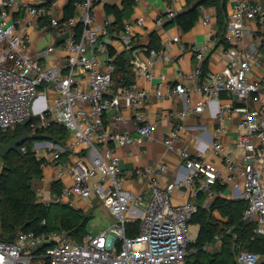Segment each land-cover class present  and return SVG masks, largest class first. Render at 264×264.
<instances>
[{
  "label": "built area",
  "instance_id": "obj_1",
  "mask_svg": "<svg viewBox=\"0 0 264 264\" xmlns=\"http://www.w3.org/2000/svg\"><path fill=\"white\" fill-rule=\"evenodd\" d=\"M64 1L68 3L0 0V131H14L27 123L28 133L35 135L54 125L64 126L69 133L65 145L53 141L37 144L44 147L39 150L54 149L48 162L54 164L61 194L55 196L48 188L37 187V202L76 208L77 199L98 201L113 222L100 235L87 233L80 243L59 231L21 232L14 242L0 241V264H187L192 243L190 226L199 204L187 201L175 205V189L183 192L194 188L195 198L205 194L213 200L222 194L215 190L217 186L229 185L232 198L245 203L242 221L255 226L253 240L264 238V78L252 76L255 69L264 68V59L260 58L264 38L250 26H264V6L250 0H228L226 41L230 46L225 48L222 70L205 73L201 64L215 46L211 32L203 48L194 52L200 66L189 73L180 72L181 83L169 86L166 76L161 75L156 88L159 100L178 98L188 103L190 96L198 93L204 100L193 107L186 105L180 115L200 114L208 107L217 126L209 144L199 143L195 155L176 145L183 133L192 131L191 127L181 123L168 134L165 145L180 150L185 174L163 187L168 165L137 170L148 185L150 197L146 201L145 195L127 187L117 149L141 146L155 133L156 123L145 112L148 94L138 81L154 79L156 62L164 59V51L135 53L134 81L127 85L116 78L111 22L99 24L94 11L95 4L104 0L75 3V15L70 18H65ZM167 14L165 19L169 20L178 15L173 8ZM165 19L157 20L159 28ZM40 20L49 22L46 27L67 34L61 44L65 56L52 65L46 63L57 54L56 45L32 53L30 32L39 27ZM202 22L210 26L211 19L205 17ZM137 24L142 25L143 19ZM78 25L82 26L81 33L76 30ZM131 29L132 25L126 24L122 37L127 50L133 44ZM222 94L234 100L222 104ZM126 111L132 115L126 116ZM236 114L237 137L230 148L224 138ZM172 117V113L162 115L163 119ZM130 122L136 127V136L121 129ZM190 137L200 141L196 135ZM20 151L25 153L27 147L21 146ZM206 151L222 158L225 172L203 158ZM65 154H73V158L64 160ZM137 221L138 235L127 236V225ZM222 241L223 237L216 235L204 249L212 251ZM236 260L238 264H264V254L239 246Z\"/></svg>",
  "mask_w": 264,
  "mask_h": 264
},
{
  "label": "crops",
  "instance_id": "obj_2",
  "mask_svg": "<svg viewBox=\"0 0 264 264\" xmlns=\"http://www.w3.org/2000/svg\"><path fill=\"white\" fill-rule=\"evenodd\" d=\"M26 1L30 4H36L39 0ZM250 1L261 3L264 6V4L262 3L263 0ZM66 5L67 2L64 1L62 6L63 9L66 7ZM187 7V0H137L131 16L124 19L123 29L121 31H116L115 34L112 35L113 43L111 47V53L115 56V58L120 55H123V57H127L126 53L128 50L126 49L122 39L125 33L124 28L126 24L132 25L130 36H132L133 44L131 48L135 49V53L142 52V54H145V52H147L145 51V49H148L151 43V35L155 31H157L160 36L162 50L164 51V59H159L156 62L154 68V79L152 81H148L145 79L138 81V85L148 94V104L145 108V112L148 118L156 123L155 133L152 137L147 138L144 144L141 146L134 145L131 147L117 149V153L120 157V167L123 171V176L127 181V187L137 194L145 195L146 201H148L150 197L148 185L147 182H145L136 174L137 170L147 166H156L160 164L168 165L169 170L161 181V185L163 187H168L176 180L178 176L185 174L180 150H186L192 155H195L199 143L202 142L206 145L209 144L217 126L216 119L214 118L211 110H209L208 107H206L205 110L200 114L191 113L187 117H183L180 115V111L183 110L186 105L193 107L194 105L204 100L203 96L198 93H193L190 96V101L188 103L178 98L170 100H159L156 96V88L158 83L160 82L161 75L166 76L167 85L174 86L182 82L179 76L180 72L189 73L200 66V62L194 56V52L198 49L203 48V46L207 43L211 32L214 34L213 41L215 43V46L212 52H209L207 54V58L205 61H208V69L206 73L220 71L226 64L224 51L227 47L225 45L218 46L221 37L217 28V13L215 7L202 8V16L200 20L197 22L195 27L187 33H185L175 23H173V25L167 24L172 25L169 28H166V26L159 28L157 26V20L161 17L166 16L170 8H173L179 14ZM123 10V0H104L102 2H97L94 7L95 14L98 18V23L104 24L105 21H110L111 27L116 22V11L121 12ZM107 11H112V13H107ZM25 16H27V14H25ZM205 17L211 19L210 26L202 22V19ZM140 19H143L142 25L137 24V21ZM165 21L168 23L170 20L165 19ZM48 23L49 22L46 20H40L38 24L39 27L31 30L30 35L32 39L33 54H36L40 49L48 45H56L59 48L57 54L47 60V63L45 62L47 65H52L55 63V59H57L58 57L63 58L65 56V53L61 49V44L64 43L67 34H65L64 32H59L56 29H52L51 27H46ZM250 26L256 30L259 37L264 38V26L258 25L256 23H251ZM46 36H48L49 38L48 43L45 46H41V42ZM229 46L230 44H228V47ZM182 57L183 59H181ZM260 58L264 59V47H260ZM203 63L201 62V64ZM130 64H132V61ZM130 73L134 74L132 67L130 68ZM252 76L257 79L264 78V68L261 70L255 69V71L252 73ZM116 78L123 80L125 78L124 73L122 71H119L118 76L116 73ZM126 78H128V76ZM184 83L188 84V82L186 81ZM233 100L234 97L228 94H222L220 98V102L222 104L232 102ZM168 113H172L173 117L171 119H163L162 115ZM125 115L130 116L132 115V112L126 111ZM234 117L235 119L231 124H229V131L224 138L226 145L230 148H233L235 146L237 137L236 123L238 122L239 115L236 114ZM111 121L112 114H109V116L107 117V122L110 123ZM181 123L191 127L192 131L183 133L181 139L177 141L176 145L177 148L180 149L179 151L170 150L165 145V139L167 138L168 134ZM121 129L123 131L130 132L133 136L137 135L136 127L132 122L127 125H122ZM190 135H196L200 141H192ZM72 158L73 154L63 157L64 160H70ZM203 158L216 164V166L222 172H225V166L222 158L213 155L210 151H206V153L203 155ZM49 159L50 157L48 158V160ZM47 161L45 163L46 166L48 164ZM45 165H43L44 177L40 182L42 184L41 186L38 185V187L48 188L51 192L53 183H56L55 167L53 163H49V166L51 168L45 167ZM198 185H200L199 182L197 183V186ZM218 192H222V194L217 195L213 200H209L205 195V201L203 203V206L205 208L211 206L218 197H222L227 200H238L232 198L229 185L224 186V190ZM197 199L198 197L195 198L194 196V188L187 190L185 189L183 192H180L178 189L172 191V201L175 205H180L187 201L197 202ZM74 202L77 209H82L85 212L92 208V200L86 201L77 199L74 200ZM243 211L241 214V220ZM213 215L218 222L228 225V219L222 217L219 211H214ZM191 226H193V231L194 233H196V235L194 236V239L196 241L200 226L196 224H191ZM222 247L223 241L220 246H216L212 251L209 252H218L222 249ZM235 261L238 264L237 260Z\"/></svg>",
  "mask_w": 264,
  "mask_h": 264
},
{
  "label": "trees",
  "instance_id": "obj_3",
  "mask_svg": "<svg viewBox=\"0 0 264 264\" xmlns=\"http://www.w3.org/2000/svg\"><path fill=\"white\" fill-rule=\"evenodd\" d=\"M81 1L68 0V6L65 8V18L75 15L74 5ZM187 1L189 7L198 0ZM136 2L137 0H123L124 10L121 12L116 11V22L110 29L112 35L116 31L123 29L124 19L131 16ZM208 7L216 8L217 28L221 37L218 46L225 45L228 47L226 41L228 0H207L199 8L171 20H175L174 23L187 33L200 20L202 8ZM107 13H112V11H107ZM167 15L163 18L165 19ZM166 24L167 22L165 21L163 27L169 28L173 25ZM76 30L81 33L82 26L78 25ZM151 50H162L161 39L157 31L151 35V43L146 51ZM133 54H135V49L131 48L126 53L127 57L120 55L114 60L117 76L119 71H122L125 77L123 80L119 79V81H123L127 85L132 84L134 79V74L130 73V68L132 67L130 63L133 60ZM207 69L208 61H205L203 63L205 73ZM127 76L128 78H126ZM17 129L19 132L13 137H9L8 132L0 131V142L7 144L11 140L19 138L22 135V128L18 127ZM41 134L48 136L54 143L60 145H65L69 137L68 130L62 125H54L48 130L41 132ZM32 142L28 141L23 145V147H27L25 153L12 151L5 158H0L2 163V168L0 169V241L14 242L21 232L59 231L80 243L88 233L87 226L95 218L94 213L97 207L92 208V213H88L67 204H52L49 206L39 204L35 194L34 183L43 178L42 167L46 163V158L38 157L37 153L32 150ZM66 155L68 154L64 156ZM61 190V183H53L51 190L53 195H60ZM215 190L223 191L224 187L219 185ZM204 201L205 194H200L197 199L199 212L191 221V224L199 225L200 230L196 241L190 244L189 250L191 253L187 258V264H237L235 260L239 246L247 251L264 254V238L257 237L253 240L255 226L241 220V214L245 206L244 201L227 200L218 197L208 208L203 206ZM214 211H219L222 217L227 218L228 225L218 222L213 215ZM43 221H46V224L43 225ZM139 227L140 221L128 224L127 236L138 235ZM230 228H233L232 232L227 233ZM216 235L223 236L222 249L214 253L207 252L204 248L213 242ZM235 235L237 236L236 238Z\"/></svg>",
  "mask_w": 264,
  "mask_h": 264
},
{
  "label": "rangeland",
  "instance_id": "obj_4",
  "mask_svg": "<svg viewBox=\"0 0 264 264\" xmlns=\"http://www.w3.org/2000/svg\"><path fill=\"white\" fill-rule=\"evenodd\" d=\"M262 3L264 4V0L262 1ZM48 39H49L48 36L44 37L43 41L41 42V46H45L48 43ZM18 132H19L18 129L15 131H10V132H8V136L9 137L16 136L18 134ZM51 141L52 140L47 141V142L50 143ZM41 143L42 142H39L38 144H41ZM62 144H64V143H62ZM39 148H44V147H38L37 142H32V150L35 151L37 153V155H39V157L47 158L46 161L48 160L49 157L51 158V155L54 152V149L50 150V148H48V149L39 150ZM45 167H50L49 162H48L47 166L45 165ZM1 168H2V163L0 162V169ZM43 177H44V175H43ZM42 179H40L39 181H35L34 188H37L38 185L41 186L42 183H40V182L42 181ZM91 205H92V208L97 207V209L94 213L95 218L93 220H91L87 226V232L92 233L94 235H100L104 231L108 230L111 227L113 221H112L111 216L107 212V210L104 209L103 207H101L99 202L92 201ZM92 208L87 210L86 212L92 213L91 212ZM193 230H194L193 226H190L191 240H192V242H195L194 236L196 235V233H194Z\"/></svg>",
  "mask_w": 264,
  "mask_h": 264
},
{
  "label": "water",
  "instance_id": "obj_5",
  "mask_svg": "<svg viewBox=\"0 0 264 264\" xmlns=\"http://www.w3.org/2000/svg\"><path fill=\"white\" fill-rule=\"evenodd\" d=\"M205 1L207 0H198L197 2L193 3L191 6L187 7L185 10L181 11L177 17L199 8L200 6L203 5ZM67 6L68 5H66V7ZM174 21L175 20H170L167 24H173ZM27 125H28L27 123L22 125V135L19 138L13 139L7 144L0 142V158H5L12 151L21 153L20 147L23 146L28 141L37 142V144L39 142H42L41 144H44V142L51 140L48 136L43 134L30 135L27 130Z\"/></svg>",
  "mask_w": 264,
  "mask_h": 264
}]
</instances>
